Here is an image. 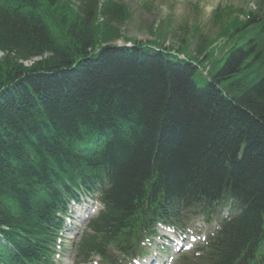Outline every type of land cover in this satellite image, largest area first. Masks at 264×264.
<instances>
[{
  "label": "trees",
  "instance_id": "obj_1",
  "mask_svg": "<svg viewBox=\"0 0 264 264\" xmlns=\"http://www.w3.org/2000/svg\"><path fill=\"white\" fill-rule=\"evenodd\" d=\"M257 6L214 10V38L198 24L186 41L175 37L170 16L149 28L147 47H126L113 43L131 13L115 0H0V264H50L80 194L103 207L89 222L93 241L80 245L85 257L112 259L108 245L131 257L154 224L210 223L230 205L177 264H264Z\"/></svg>",
  "mask_w": 264,
  "mask_h": 264
},
{
  "label": "rangeland",
  "instance_id": "obj_2",
  "mask_svg": "<svg viewBox=\"0 0 264 264\" xmlns=\"http://www.w3.org/2000/svg\"><path fill=\"white\" fill-rule=\"evenodd\" d=\"M126 5L128 11L131 13V18L128 22L119 26L120 33L123 39H120L114 42V45L117 46H125L126 42H141L142 45L145 47L146 44L144 43L147 39L151 38L149 33V28L153 26V28L157 27L159 24V20H161V24L164 23L165 26L169 25L171 20L167 19L170 17L172 19V28L169 29L170 31L174 30V36H179L181 39L188 38L189 29L191 27H195L196 24L199 25L200 32L204 37H213L218 33L219 26L213 22L212 20V11L217 9L218 7H239L244 9V11L253 9L255 5V0H115ZM264 2V0H263ZM143 5H148L149 10H145ZM185 25L187 28V32H183L179 29V26ZM155 36L161 41V33L163 32L162 28H158L156 30ZM166 44L172 43L176 41V38L166 36L164 38ZM193 43V41H192ZM151 46V45H150ZM160 44L153 43L151 47H160ZM191 48L193 45L190 46ZM1 56V55H0ZM256 62H254L251 68L255 67ZM205 69V68H204ZM206 79L204 73L198 72L195 76L196 84L201 87L203 86V80ZM258 79H254L253 82H256ZM97 206L98 205H94ZM77 208V207H76ZM80 208H78L77 212H79ZM80 214V212L78 213ZM85 215V213H84ZM74 218V225L68 230L69 232H64L66 236L65 245L67 248L63 255L59 259H56L54 264H73L72 263V251L73 245L76 242L77 235L81 232L83 228L82 220L79 216L73 215ZM78 218V219H77ZM189 224L192 226L189 230H185L183 232V236L188 238L189 236L197 237L202 239L206 236L209 231L207 232L206 229L210 228L205 226L204 223L200 221V219L191 220ZM198 230V231H197ZM159 236L158 238L153 239V244L146 249L147 254L143 257L146 260H153L155 255H158L160 261L166 260L170 257V253L165 250L162 252H157L156 249L161 245V230H158ZM196 244L194 247H196ZM145 251V252H146ZM174 258V264L177 256H172ZM132 260V259H131ZM130 260L129 264H133ZM99 264V262H98ZM140 264L142 262L140 261Z\"/></svg>",
  "mask_w": 264,
  "mask_h": 264
}]
</instances>
